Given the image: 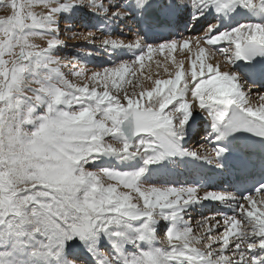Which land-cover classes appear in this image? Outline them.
<instances>
[{
	"label": "bare ground",
	"instance_id": "obj_1",
	"mask_svg": "<svg viewBox=\"0 0 264 264\" xmlns=\"http://www.w3.org/2000/svg\"><path fill=\"white\" fill-rule=\"evenodd\" d=\"M110 1L111 6L99 3L105 10L101 13L83 11L69 0H40L37 7L52 22L30 34L21 30L20 38L28 52L41 51L42 57L59 47V54L68 56L67 71L83 79L98 74L109 87L135 76L144 84L143 98L138 100L142 108L139 133L132 141L135 151L115 157L107 151L87 163L89 169L105 166L133 176L121 190L124 198L134 202L124 205L121 212L126 214L100 216L79 238L69 235L68 225L51 213L48 217L36 205L32 209L21 206L20 214L6 220L0 264H73L75 259L65 255L96 243H102L96 252L107 259L97 257L96 264H145L146 260L226 264L234 259L261 264L264 197L239 201L224 172H217L200 187L195 180L207 170L204 165L218 158L219 137L231 143L235 140L225 129L230 104L246 108L264 128V83H258L264 82V0ZM149 7L161 14V21L169 22L167 37L161 36L163 30L141 31L136 20ZM210 21L209 29L200 34ZM253 48L260 49L259 64L251 69L243 56ZM165 103L176 107L175 116L180 111L179 124L173 125L170 114L165 115L172 122L169 128H158L148 122V115ZM187 135L185 146L177 147L175 139ZM189 139L194 140L190 143ZM143 198H153V205L136 204ZM202 232L209 235V241L200 247ZM104 243L112 245L115 254L108 255Z\"/></svg>",
	"mask_w": 264,
	"mask_h": 264
},
{
	"label": "rangeland",
	"instance_id": "obj_2",
	"mask_svg": "<svg viewBox=\"0 0 264 264\" xmlns=\"http://www.w3.org/2000/svg\"><path fill=\"white\" fill-rule=\"evenodd\" d=\"M38 1L0 0V237L5 235L6 220L20 214L21 206L32 209L36 205L48 217L52 214L61 219L68 225L69 235L74 233L73 237L79 238L100 216L126 214L121 212L124 205L134 202L124 198L121 190L133 176L105 166L89 169L87 163L107 151L113 157L135 151L132 141L127 143L118 128L119 113L130 108L134 111L136 140L142 110L138 100L143 98L144 84L135 76L109 87L98 74L91 78L100 81L78 77L74 71H67L68 56L60 55L57 46L49 57H42L41 51L28 52L20 31L30 34L52 22L37 7ZM69 1L83 11L101 13L105 10L100 2L107 6L113 3ZM212 23L208 22L200 34ZM129 60L138 64L133 57ZM155 109L158 107L150 110L149 123L169 128L172 122L165 115L171 114L173 125L179 124L180 111L174 115L176 107L165 103L161 110ZM152 200L143 198L136 204L149 207ZM32 232L30 229L28 233ZM199 236L202 247L209 235L202 232Z\"/></svg>",
	"mask_w": 264,
	"mask_h": 264
},
{
	"label": "water",
	"instance_id": "obj_3",
	"mask_svg": "<svg viewBox=\"0 0 264 264\" xmlns=\"http://www.w3.org/2000/svg\"><path fill=\"white\" fill-rule=\"evenodd\" d=\"M226 99L225 96L222 98ZM119 117L123 119V121L119 124V130L124 135L127 142H131L134 139V113L131 109H126L122 113L119 114ZM146 264H153L151 261L147 260Z\"/></svg>",
	"mask_w": 264,
	"mask_h": 264
}]
</instances>
